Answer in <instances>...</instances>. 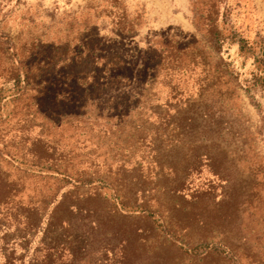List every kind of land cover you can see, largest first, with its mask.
I'll list each match as a JSON object with an SVG mask.
<instances>
[{
    "label": "rangeland",
    "instance_id": "1",
    "mask_svg": "<svg viewBox=\"0 0 264 264\" xmlns=\"http://www.w3.org/2000/svg\"><path fill=\"white\" fill-rule=\"evenodd\" d=\"M214 12L254 55L214 41ZM262 50L264 0H0V192L33 218L62 186L35 162L72 157L58 168L94 183L52 222L88 237L77 264H264V87L246 85Z\"/></svg>",
    "mask_w": 264,
    "mask_h": 264
},
{
    "label": "trees",
    "instance_id": "2",
    "mask_svg": "<svg viewBox=\"0 0 264 264\" xmlns=\"http://www.w3.org/2000/svg\"><path fill=\"white\" fill-rule=\"evenodd\" d=\"M215 12L205 19L209 28V32L213 34L214 41L219 45H222L225 42H227L229 45L236 44L240 53H253L254 55L257 45L247 42V40L239 36L235 30L230 31L229 29L230 32L227 35L219 36L217 19L212 18L213 16H216L217 12ZM262 51L264 56V50ZM253 65L254 70L250 74L251 77L246 80V85L247 87H264V58L256 56V58H253ZM116 69V71L121 70L120 68ZM120 74L121 73L119 72L118 75H115V77L110 78L108 81L110 82L113 80H120V77H122ZM109 82L106 84H109ZM22 84L26 85L27 83L22 81ZM20 85L21 79H18L16 84H14L16 92L20 89ZM23 88L24 85L21 87V89ZM185 118L186 122L184 121V123L179 120L180 122H175L172 124V126H174L172 131H176L178 133L177 136H184L186 129L189 131L193 130L194 119L188 117ZM73 161L74 158L72 157H68L66 159L61 158L60 160L56 159L55 162L48 156H40L37 162H35L36 164H34V166L40 169V171L44 169L46 172L51 173L52 171L53 174H49L47 178L54 179L59 183L61 182L62 186L59 184V186L56 187L55 192H52L49 197L43 198V200L41 199L39 203L37 201L38 204L36 206L30 207L27 210L28 215L32 214L33 218L25 216L24 221H21L20 212L18 213L17 210H13L15 207H17L13 206L15 205L14 197H16L17 192L15 190L1 187L0 264H77L78 262H82L83 253L86 251L87 247L90 246L88 237L79 234V236L74 234H72V236L70 234L69 238L72 240V242L71 245H69L67 240H64L62 235H58L56 233L57 229L59 228L58 226L61 224H54L52 222V220L56 217L57 211L61 209V204H63L67 198L69 186L73 187L71 190H77L81 187V185L86 186L87 183H94V181H92L90 178L89 180L82 178L80 172H78L77 169L69 172V170L67 171L65 169L61 171V169L58 168V166H60L62 163L66 164L68 167L70 162L73 163ZM70 166L71 169H73V166ZM191 167H193V165H191ZM186 169H188L187 171H190V168ZM187 176L188 175H186L184 179L179 182L178 187L175 190L176 192L180 193L179 196L184 198L187 195L184 194L186 186H192L193 183L191 181L187 182ZM107 196V194H104V199L109 201L116 209H118L119 205L123 206L121 203L117 202V196L115 197L110 195V198ZM84 198L85 197L83 196L80 197V200L74 198L72 200L73 202L65 207L66 212L73 216L75 220H79V222H81L82 219L87 218L89 215L87 214L88 210L78 206L79 201L81 202L84 200ZM136 208L138 210H133L134 208H131V210L125 211L131 212L132 215L137 213L139 214V212H146V210H143L141 207ZM150 214H152V212H150ZM14 225L16 227H14ZM19 227H22V229ZM9 234L13 236L11 237ZM63 254L66 255L63 257ZM106 255L108 256V254ZM120 256L121 258H124L125 252L122 251Z\"/></svg>",
    "mask_w": 264,
    "mask_h": 264
}]
</instances>
